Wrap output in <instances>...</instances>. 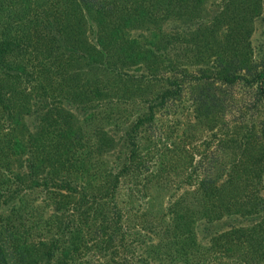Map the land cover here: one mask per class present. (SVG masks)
Masks as SVG:
<instances>
[{
  "label": "trees",
  "instance_id": "trees-1",
  "mask_svg": "<svg viewBox=\"0 0 264 264\" xmlns=\"http://www.w3.org/2000/svg\"><path fill=\"white\" fill-rule=\"evenodd\" d=\"M203 2L0 0V264H264V0ZM188 91L219 152L171 178L140 139Z\"/></svg>",
  "mask_w": 264,
  "mask_h": 264
},
{
  "label": "rangeland",
  "instance_id": "rangeland-1",
  "mask_svg": "<svg viewBox=\"0 0 264 264\" xmlns=\"http://www.w3.org/2000/svg\"><path fill=\"white\" fill-rule=\"evenodd\" d=\"M215 10L216 0H204L197 18L202 17V19L208 20L213 16ZM159 24V29L162 32L176 31L182 34L183 24L173 17ZM133 32H142L144 35L149 34L146 29H137L133 30ZM262 42H264V21H259L256 23V30L253 34V44L256 45L260 43L261 45ZM248 91L247 87H242L238 84L226 94V99L230 100V102H226V105H230V103L237 101L235 108L229 107L227 110L226 115L229 120L235 122L241 117L240 113L243 111V105L249 99ZM191 95L189 91L186 93L184 100H186L187 103L185 104L176 102L168 104L161 109H157L154 122L146 127L145 133L141 134L144 136L140 139L141 148L139 152L141 154L140 156H143L144 162H149L151 169H170L167 176L172 175L171 178L174 177L175 171L179 170L181 172V169L184 167L201 165V156H206V161L208 162L209 159H207V157L209 155L207 154L213 155V153L217 154L219 152L217 140L214 139L213 142L208 141L211 133L208 131L207 126H205V128L203 126L204 122H200L192 116L190 103L187 101L190 99ZM121 105L124 108H129L130 117L132 116V118H135L140 113L138 112L140 108L137 105H133V103L129 106L123 105V103H121ZM238 105L239 110H237ZM74 116L79 117L77 110H75ZM246 118H250L249 114L246 115ZM108 125L107 123V127L110 133L114 134L117 144L113 151L110 150L112 153H104L100 161L104 163L105 160L108 164H111L113 161L117 160L116 150L120 149L118 148L120 145L118 136L121 134V131L122 133H124V131L123 129L109 128ZM203 152L207 154L204 155ZM142 173L144 174L146 172L142 171ZM138 179L139 177L135 181ZM180 179L181 176L177 178V181ZM161 180L160 178V181ZM133 182L125 181L124 185L127 186L129 183ZM122 189L124 192V188ZM166 189L167 188L162 184H154L150 191L153 202L156 201L159 203L166 201L167 196L170 194V191ZM156 202H154L153 206L157 205Z\"/></svg>",
  "mask_w": 264,
  "mask_h": 264
}]
</instances>
